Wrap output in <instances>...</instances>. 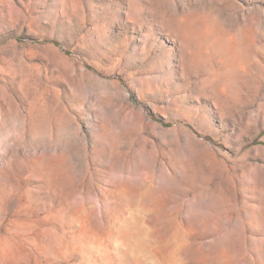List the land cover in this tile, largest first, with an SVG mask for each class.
Segmentation results:
<instances>
[{"label": "rangeland", "instance_id": "obj_1", "mask_svg": "<svg viewBox=\"0 0 264 264\" xmlns=\"http://www.w3.org/2000/svg\"><path fill=\"white\" fill-rule=\"evenodd\" d=\"M0 264H264V0H0Z\"/></svg>", "mask_w": 264, "mask_h": 264}]
</instances>
